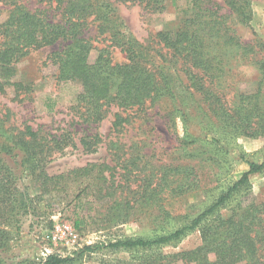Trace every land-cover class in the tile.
Returning <instances> with one entry per match:
<instances>
[{
  "label": "trees",
  "instance_id": "obj_1",
  "mask_svg": "<svg viewBox=\"0 0 264 264\" xmlns=\"http://www.w3.org/2000/svg\"><path fill=\"white\" fill-rule=\"evenodd\" d=\"M46 1L49 5L55 4L53 10L59 12L58 20L48 10L31 11L16 0H11L13 7L7 18L0 19V93L8 86L23 87L14 82L16 65L22 58L33 51L57 47L48 60L57 66L59 83L79 84L81 91L73 109L86 124H101L112 107L127 111L159 104L170 123L180 120L184 125L186 138L192 139L184 145L199 139L191 129V123L195 125L199 120L201 134L213 136L212 141L203 144L204 148H210L214 154L223 150L225 142L239 137L264 138V54L261 55L264 42L244 43L229 23L230 19L249 21L252 14L248 0H225L224 6L215 0H174L186 2L188 8L177 30L156 35L158 43L168 50L167 54L151 50L152 47L129 37L123 43L125 63H114L107 48L100 50L95 62L89 61L93 47L85 31L93 19L104 18L103 6L97 11L91 0ZM141 1L154 12L166 10V0ZM223 9L225 13H221ZM108 15L109 12L106 20ZM98 28L100 35L107 32L105 23H100ZM122 37L126 39L125 35ZM176 57L187 66L183 71L188 76V84L184 85L187 90L182 95L173 86L176 75L170 76L167 71ZM233 61H247L256 68L259 84L254 93L239 91L227 96L221 88L233 70ZM122 122L125 119L117 113L113 126L121 127ZM73 141L70 132L61 136L44 132L42 138L31 126L26 131H18L0 120V264H4L1 253L10 244V228L15 217L32 201L28 200L31 198L27 193L20 191L17 177L5 159L17 150L24 154L23 162L39 184V197L57 199L69 210L76 231H83L89 225L99 231L111 230L142 217L187 218L186 213H176L178 201L200 189L202 183L207 187L214 182L211 168L214 157L198 152L188 157L192 162L155 166L145 161L146 156L141 155L139 148L130 154L129 150L125 152L124 145L115 141L109 147L116 157L115 167L91 163L63 174L45 173L41 160L56 150H64ZM99 142L102 137L97 133L84 134L81 139V145L88 152H94ZM126 155L130 156L124 159ZM241 159L249 169L189 225L157 239H126L111 244L117 249L155 251L180 241L188 232L199 230L201 246L180 254L152 253L142 261L120 264H176L178 261L182 264H264V192L260 201L240 200L250 189L251 176L264 172V161ZM228 207V214L223 217L220 211ZM98 247L86 246L76 258L49 254L42 264H74Z\"/></svg>",
  "mask_w": 264,
  "mask_h": 264
},
{
  "label": "rangeland",
  "instance_id": "obj_2",
  "mask_svg": "<svg viewBox=\"0 0 264 264\" xmlns=\"http://www.w3.org/2000/svg\"><path fill=\"white\" fill-rule=\"evenodd\" d=\"M0 0V19H6L12 9L11 0ZM20 5L31 11L48 10L55 21L60 18L55 12V4L49 5L46 0H16ZM221 6L225 0H215ZM250 3L251 18L246 23L230 19L229 23L236 29L244 43L264 42V0H248ZM97 11L103 6V19L95 20L85 31L86 38L91 42L93 49L89 61L95 62L101 49L107 48L114 63H125L127 55L123 43L129 37L138 40L141 44L154 48L161 54H167L163 44L158 43L156 35L163 31L177 30L181 26L184 12L188 6L186 2L176 3L166 0V10L163 13L154 12L146 8V2L141 0H91ZM109 7V8H108ZM109 12L108 20L106 14ZM223 9L221 13H225ZM102 17V14H97ZM98 17V19H99ZM105 23L107 32L100 35L99 24ZM120 33V34H119ZM126 36V39L122 37ZM57 50L50 47L31 52L22 58L16 65L17 73L14 82L23 84L22 88L8 86L4 93H0V120L7 127L26 131L31 126L43 138L44 132L51 136H61L70 132L74 137L72 144H68L62 151L40 159L42 169L48 175H58L84 167L91 163H108L116 166L117 162L111 153L110 142H119L125 146V152L132 154L135 148L145 155V161H151L155 166L173 165L192 162L188 157L198 152L214 157L211 163L214 182L192 193L186 194L178 201L179 209L176 213H186L187 218H159L157 220L142 217L140 220L99 231L90 225L83 231H76L73 227V217L57 199L49 196H40L39 184L35 176L23 162L24 154L15 151L13 156L5 159L17 177V185L22 193H27L32 200L26 210L20 212L10 228V244L1 253L4 264H19L31 262L42 264L49 254H58L63 257H78L77 253L86 246H99L97 251L78 258L74 264H120L124 261L136 263L152 253L173 255L191 251L202 244L199 230L188 232L180 241H174L155 249L126 250L113 248L111 244L126 239H157L167 236L180 229L203 213L219 197L238 181L249 169L248 164L241 159L261 163L264 161V138L239 137L225 142L223 150L216 154L209 148L205 150L204 143L212 141V135L201 134V121L191 123L193 134L199 139L189 145H184L186 138L184 125L180 120L175 124L168 120L164 107L156 104L148 108H134L127 111L112 107L107 118L99 125H89L80 120L73 107L76 97L80 93L79 84L57 81V66L48 60V56ZM264 54V50L262 54ZM158 60L161 58L157 57ZM168 59H171L168 56ZM169 61V60H168ZM165 62V61H164ZM167 63V62H166ZM167 69L170 76L176 75L173 86L175 91L182 95L187 90V66L176 57L169 63ZM230 75L225 78L226 84L221 88L231 96L235 92L254 93L258 89L259 76L254 65L247 61L240 63L233 61ZM178 71L180 73H178ZM180 75V77H179ZM179 77V78H178ZM183 83H181L180 81ZM186 88V89H185ZM120 113L125 119L122 126L115 128V115ZM99 134V142L94 152H88L81 145L84 134ZM75 143V145L73 144ZM115 151V150H113ZM130 155H126L124 159ZM119 170V168H118ZM207 189L205 191L204 189ZM264 192V172L251 176L250 189L240 200L246 202L262 199ZM229 211L223 209L220 213L226 217ZM179 215V214H178ZM176 264H182L178 261ZM239 264H246L245 262Z\"/></svg>",
  "mask_w": 264,
  "mask_h": 264
}]
</instances>
